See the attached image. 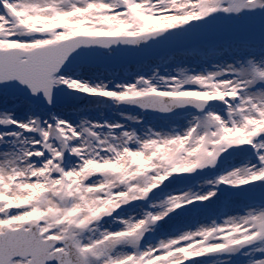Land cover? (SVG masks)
Instances as JSON below:
<instances>
[{"label": "snow or ice", "instance_id": "snow-or-ice-1", "mask_svg": "<svg viewBox=\"0 0 264 264\" xmlns=\"http://www.w3.org/2000/svg\"><path fill=\"white\" fill-rule=\"evenodd\" d=\"M0 264H264V0H0Z\"/></svg>", "mask_w": 264, "mask_h": 264}, {"label": "rangeland", "instance_id": "rangeland-1", "mask_svg": "<svg viewBox=\"0 0 264 264\" xmlns=\"http://www.w3.org/2000/svg\"><path fill=\"white\" fill-rule=\"evenodd\" d=\"M245 24H247V21H245V20H242L239 22L240 26H244ZM171 66L172 65H169V67H171ZM118 111L129 112L130 114H133V115L136 114L135 112H132L130 109H122L120 106L117 107V106L113 105V106H110L108 108H97V109L93 110L92 112H87V111L81 112V113H78L76 115H77V118H79V117H98L99 114L101 112H103L106 118H113L114 117L116 119H119L120 117L118 115H115V113ZM206 178H210V176L209 175L194 176L193 178L184 182V184L182 186V190H184V191H187L189 189H191L193 191L198 190ZM192 227H195V225H192ZM161 235H162V232H161L160 228H158V227L155 229L154 232H150V233L146 234V236H153L154 237L153 239L160 238Z\"/></svg>", "mask_w": 264, "mask_h": 264}]
</instances>
